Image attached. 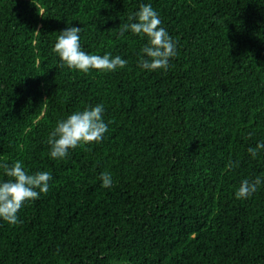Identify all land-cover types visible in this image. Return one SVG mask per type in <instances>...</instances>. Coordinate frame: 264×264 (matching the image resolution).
<instances>
[{
    "label": "trees",
    "instance_id": "16d2710c",
    "mask_svg": "<svg viewBox=\"0 0 264 264\" xmlns=\"http://www.w3.org/2000/svg\"><path fill=\"white\" fill-rule=\"evenodd\" d=\"M141 4L178 41L167 70L139 68L146 37L120 35ZM71 26L127 66H61ZM98 104L103 141L50 158L57 122ZM262 142L264 0H0V181L17 161L52 175L16 225L0 220V264H264V183L235 197L264 180V150L248 153Z\"/></svg>",
    "mask_w": 264,
    "mask_h": 264
},
{
    "label": "clouds",
    "instance_id": "9594fccd",
    "mask_svg": "<svg viewBox=\"0 0 264 264\" xmlns=\"http://www.w3.org/2000/svg\"><path fill=\"white\" fill-rule=\"evenodd\" d=\"M128 19L130 23L120 26V35L130 32L134 36L147 39V43L140 50L137 66L148 72L167 70L170 67V60L177 56L178 41H174L168 31L161 26L157 11L151 4H141L139 10ZM80 32V27L71 26L66 27L58 35L52 51L59 57L61 66L85 74L92 70L114 72L127 66L128 62L120 56L112 57L110 54L100 56L81 50ZM103 117L104 106L98 104L74 112L66 119L58 121L47 140L50 158L63 160L69 150L102 142L108 132V123H111V121L106 123ZM260 150H264V142L258 143L255 148H248V153L255 159ZM2 167L8 179L0 181V220L14 226L19 222L17 214L25 202L35 201L41 194H47L52 175L48 171L29 174L19 161L14 165L5 164ZM229 167H234L231 161ZM100 180L103 188L107 189L113 185L110 172L101 173ZM262 183L264 180L261 177L251 181L244 179L235 192V197L237 199L251 197Z\"/></svg>",
    "mask_w": 264,
    "mask_h": 264
}]
</instances>
